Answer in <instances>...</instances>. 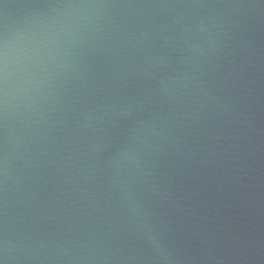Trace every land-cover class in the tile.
<instances>
[{
	"label": "water",
	"instance_id": "1",
	"mask_svg": "<svg viewBox=\"0 0 264 264\" xmlns=\"http://www.w3.org/2000/svg\"><path fill=\"white\" fill-rule=\"evenodd\" d=\"M2 264H264V0H0Z\"/></svg>",
	"mask_w": 264,
	"mask_h": 264
},
{
	"label": "clouds",
	"instance_id": "2",
	"mask_svg": "<svg viewBox=\"0 0 264 264\" xmlns=\"http://www.w3.org/2000/svg\"><path fill=\"white\" fill-rule=\"evenodd\" d=\"M0 264H2V261H0Z\"/></svg>",
	"mask_w": 264,
	"mask_h": 264
}]
</instances>
